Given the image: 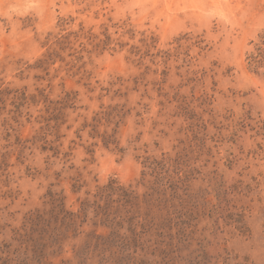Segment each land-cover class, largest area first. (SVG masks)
Instances as JSON below:
<instances>
[{
	"label": "rangeland",
	"instance_id": "374dc122",
	"mask_svg": "<svg viewBox=\"0 0 264 264\" xmlns=\"http://www.w3.org/2000/svg\"><path fill=\"white\" fill-rule=\"evenodd\" d=\"M263 39L264 0H0V264H264ZM147 158L172 179L135 247L102 259L91 208L39 257L51 192L144 199Z\"/></svg>",
	"mask_w": 264,
	"mask_h": 264
},
{
	"label": "trees",
	"instance_id": "16d2710c",
	"mask_svg": "<svg viewBox=\"0 0 264 264\" xmlns=\"http://www.w3.org/2000/svg\"><path fill=\"white\" fill-rule=\"evenodd\" d=\"M251 62L256 67H261L264 64V39L261 42V46L258 47V53L251 57ZM103 138L105 145H109L110 138L106 135ZM147 167L153 179L147 185L149 192L144 194V199L131 186L126 187L116 180H111L107 185L99 189L93 204L89 201H84L81 209L78 212H74L66 208L64 197L51 192L52 209L48 212L35 214L27 219L32 232L37 229L41 236L39 239H30L33 243V248L42 249H38L40 250L39 257L48 250L49 240L46 238L49 234L52 242L56 245L61 243V239H65V236L69 233L74 234L76 237L79 228L88 220L91 208H94L95 220L93 226L95 229L90 234L88 246L93 245L98 248V251H105L102 259H106V261L114 260L120 253L135 247L136 245L134 244L139 242L143 233L138 232V225L142 229H145L148 225H145V222L141 224L138 218H141L142 214H144L151 219V223L156 221L155 210L161 203L168 201V187H166L167 183L165 181L172 179L169 175L165 158L162 160L147 158ZM142 202H147L148 206L151 205L149 211L141 212L140 204ZM126 225H129L127 229L129 233L124 232ZM100 227L105 228L108 232L98 233V228ZM52 231L54 233H51ZM109 253L110 255L107 256Z\"/></svg>",
	"mask_w": 264,
	"mask_h": 264
}]
</instances>
